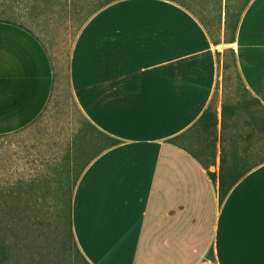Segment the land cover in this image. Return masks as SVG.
Wrapping results in <instances>:
<instances>
[{
    "label": "crops",
    "instance_id": "crops-1",
    "mask_svg": "<svg viewBox=\"0 0 264 264\" xmlns=\"http://www.w3.org/2000/svg\"><path fill=\"white\" fill-rule=\"evenodd\" d=\"M235 35L251 93L240 107L219 43L178 0H114L80 28L68 77L90 159L72 220L91 264H264V0L248 2ZM59 70L32 28L0 20V134L48 107ZM221 166L242 173L225 198Z\"/></svg>",
    "mask_w": 264,
    "mask_h": 264
},
{
    "label": "rangeland",
    "instance_id": "rangeland-1",
    "mask_svg": "<svg viewBox=\"0 0 264 264\" xmlns=\"http://www.w3.org/2000/svg\"><path fill=\"white\" fill-rule=\"evenodd\" d=\"M103 1L0 0V18L32 28L60 68L48 107L27 126L0 134V226L11 224L1 233L7 238L6 264H90L69 232L61 190L90 159L89 147L80 157L81 135L89 128L70 88L68 58L80 28ZM178 1L220 40L228 102L248 100L233 44L226 41L249 0Z\"/></svg>",
    "mask_w": 264,
    "mask_h": 264
},
{
    "label": "trees",
    "instance_id": "trees-1",
    "mask_svg": "<svg viewBox=\"0 0 264 264\" xmlns=\"http://www.w3.org/2000/svg\"><path fill=\"white\" fill-rule=\"evenodd\" d=\"M114 0H105L103 1L98 7L96 10H98L99 8L103 7L104 5L112 2ZM250 1V0H249ZM248 1V2H249ZM248 4V3H247ZM95 10V11H96ZM4 10H1V7H0V13L3 12ZM94 11V12H95ZM241 16V14H240ZM240 16L236 22V25L234 27V30H233V33H232V36L230 39H228L226 42L227 43H230V42H233L235 41V34H236V29H237V24H238V21L240 19ZM0 20H2L0 18ZM219 41H216V43H219ZM235 64L237 65V62H236V59H235ZM238 77L240 78L242 84H243V88L245 89L246 91V94L247 96L251 95L250 93V90L248 89V87L245 85L243 79H242V76L238 70ZM251 102V99H248L246 101H239L236 103V106L240 107L242 106L243 104H246V103H249ZM208 118L209 120V123L210 125H216L217 124V120H218V116H217V111L216 110H212L211 107H209L206 112L204 113V115L202 116V118ZM223 117H225V111L223 112ZM119 142V139L114 137V136H110V145H114L115 143ZM242 173H232L230 170H228L227 172H225V169L223 168V166H221V170H220V193H221V197L222 198H225L226 195L228 194V192L230 191V189L232 188V186L236 183V181L241 177ZM79 176H80V173L77 175L76 179L72 182V185L69 187L68 186H64L62 188V197L64 199V205L65 207H67V214L69 216V232L74 240V243L76 244V246L79 248L78 244H77V241H76V238H75V235H74V230H73V220H72V214H73V194H74V188L78 182V179H79ZM11 224L10 223H6L3 226H0V264H6L7 260H6V256L4 255L5 254V251H6V247H7V238L6 236H1V233L2 231L7 228V227H10ZM6 234V233H5ZM80 252L82 253L81 249L79 248ZM82 255L84 256V258L89 262V260L85 257V255L82 253ZM4 256V257H3ZM91 264V263H90Z\"/></svg>",
    "mask_w": 264,
    "mask_h": 264
},
{
    "label": "water",
    "instance_id": "water-1",
    "mask_svg": "<svg viewBox=\"0 0 264 264\" xmlns=\"http://www.w3.org/2000/svg\"><path fill=\"white\" fill-rule=\"evenodd\" d=\"M203 264H212V263H210V262H206V263H203Z\"/></svg>",
    "mask_w": 264,
    "mask_h": 264
}]
</instances>
